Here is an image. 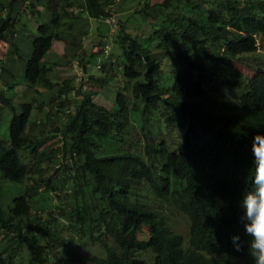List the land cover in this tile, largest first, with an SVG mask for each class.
<instances>
[{
	"label": "trees",
	"instance_id": "1",
	"mask_svg": "<svg viewBox=\"0 0 264 264\" xmlns=\"http://www.w3.org/2000/svg\"><path fill=\"white\" fill-rule=\"evenodd\" d=\"M112 1L7 0L6 11L0 9V45L11 46L25 63L20 81L14 70H0V114L3 104L12 113L6 136L0 132V175L31 181L8 205L0 195V264H17L26 257L31 264H58L52 249L62 229L53 230L51 221L32 224L30 215L42 182L50 181L33 177L34 169L61 154L70 155L59 165L70 171L60 179V190L72 182L68 196L73 204L70 210L59 206V215L101 242L106 253L93 254V264H254L239 202L253 187L254 137L264 134V64L247 61L264 46V0L145 1L141 16L157 23L148 38L132 35L123 24L116 36L123 49L121 74L134 101L131 105L119 87L109 107L95 100L89 82L78 96H68L72 79L56 80L52 70L79 58L87 71L82 47L88 31L79 22L113 15L117 7ZM23 13L34 18L36 27L21 20ZM23 36L32 45L26 57ZM62 39L69 50L49 61L55 41ZM99 52L104 48L92 55ZM164 59L169 70H164ZM103 62L96 68H103ZM21 84L39 93L43 85L52 93L35 106L43 110L50 104L49 111L44 109L49 117L54 116L53 105L66 113L54 133L33 129L32 101L12 102L10 93ZM131 111L148 138L143 149L101 150L99 140L130 126ZM155 114L167 128L182 131L176 147L166 138L155 139L150 127ZM59 132L64 141L52 144ZM142 191L151 197L143 198ZM155 199L172 202L188 215L187 241L152 205ZM236 234L243 251L234 250Z\"/></svg>",
	"mask_w": 264,
	"mask_h": 264
},
{
	"label": "rangeland",
	"instance_id": "2",
	"mask_svg": "<svg viewBox=\"0 0 264 264\" xmlns=\"http://www.w3.org/2000/svg\"><path fill=\"white\" fill-rule=\"evenodd\" d=\"M7 0H0V9L5 10V4ZM147 0H114L117 9H113L115 11L113 15L109 16L112 19V22L107 21L106 17H102L100 19L93 20L92 28L87 29V34L83 42L82 49L85 50V54L87 57V72L89 76V84L90 89L96 93L95 100L97 102L103 103L111 107L114 103V99L116 96V88H122L129 99L134 101L131 85L124 79L121 74L120 69V55L122 54L121 45L116 42V36L118 34V29L121 24L125 25L128 32H130L134 36H138L141 39L148 38L150 32H152L153 27L157 24L156 22H152V19L148 20L141 16L139 9ZM152 2L161 1V0H151ZM196 1V0H195ZM204 7L207 6V2H203ZM86 14L85 11L81 12ZM22 21L31 22L34 21L30 19L28 15L22 14L20 16ZM21 21V22H22ZM160 22V19L157 20ZM32 23V22H31ZM24 38L27 44H23L22 47L25 51L24 57H26L32 49V45L28 44V38ZM145 40V39H144ZM109 46L108 56H105L104 52H99L95 55H92L94 49L98 47ZM11 47V46H10ZM9 47V48H10ZM67 44H55V51H63L65 52ZM6 49L1 47L0 45V56L4 57V61L0 60V70L2 66L10 68L17 73V80L20 81L22 79V74L24 72V62L20 61V59L13 54V49ZM69 50V47H68ZM62 53V55H63ZM61 55V56H62ZM54 50H51L48 54V60L53 62L54 58ZM57 60V59H56ZM101 60L105 63L103 68H96V65L101 62ZM2 61V62H1ZM164 70H169L170 64L167 59L163 60ZM247 61L264 64V46L260 44V48L257 52L248 55ZM166 71H163L165 73ZM95 73V74H94ZM53 78L56 80H62L65 77H70L73 81V88L71 91L67 93L70 97L79 95V88L77 87L76 73L73 69L72 62L67 64V66H55L52 70ZM24 77V75H23ZM161 78V75H160ZM162 78H165V75H162ZM24 79V78H23ZM25 80V79H24ZM3 83H1L2 85ZM72 86V85H71ZM39 90H42V93L36 92L33 88L26 87L25 84H21L18 87V90L15 93H10V97L13 103L16 105L22 101H32L34 105V110L31 116L30 124L32 125L34 130H38L44 132L45 134L54 133V129L60 128L63 124V121L66 119V113L62 111H58L53 105V113L54 116L49 117L46 113L50 110L52 106L50 104L44 105V109L40 110L35 106H39V100L48 99L52 93L43 85L38 86ZM57 103V102H56ZM0 114V132L6 136L8 132V124L12 113H10L9 109L5 104ZM39 113V114H38ZM135 114V113H134ZM132 111L130 112V126L122 132L112 133V136L107 138H102L99 140L100 148L104 152L117 151L119 149H134L137 151H141L144 147L145 141H147V135L141 128L140 121L138 120L137 114L134 115ZM42 122H39L42 120ZM46 119V120H44ZM162 117L159 114H155L152 117L151 128L154 132L155 139L163 137L166 138L169 145L174 148L177 143L181 139L182 131L177 126H171L167 128L164 122H162ZM59 136L52 144L57 142L62 143L64 141L62 134L59 132ZM70 155L68 154V158L64 157L62 154L51 160L43 161L38 163L34 169V173H32L33 177L36 178H50L48 185L44 182L42 187L37 191L35 199L32 200V212L30 215V220H32V224L35 221H39L41 223H45L46 221H51L50 227L53 230H58L57 228H61L59 234V242H56L55 247H53V258L58 261V264H93L90 260L93 254L104 255L105 249L102 246L101 242L94 241L90 239L88 234H82L78 232L75 227H70L71 221L65 219L64 217L59 215V206L70 210L72 208V200L71 197L68 196L70 194L72 182L66 186V189L60 190L61 183L60 179L65 177L66 174L69 173L70 169L59 166L61 162L67 163L66 160L70 159ZM73 166V165H72ZM62 168V170H61ZM56 172H59L57 175ZM56 174V175H55ZM86 176L80 177V180L86 181ZM31 181L25 180L22 183L12 181L10 179H4L0 175V186H4L0 190V195L3 204L8 205L12 203L15 195L25 191L26 185H28ZM37 185H39L37 183ZM19 186H21L19 189ZM52 186H57L59 189H52ZM148 193L146 191H142L143 198ZM150 195L146 196V199H149ZM153 206L157 208L160 214L163 215L167 223L176 231L183 233L185 241L188 240L190 234V218L188 215L181 211L176 204L168 201L155 199L152 203ZM89 228V227H88ZM98 234V233H97ZM61 235V237H60ZM69 240V242H68ZM64 243V244H63ZM17 264H31L30 259L26 257L23 260H16Z\"/></svg>",
	"mask_w": 264,
	"mask_h": 264
},
{
	"label": "clouds",
	"instance_id": "3",
	"mask_svg": "<svg viewBox=\"0 0 264 264\" xmlns=\"http://www.w3.org/2000/svg\"><path fill=\"white\" fill-rule=\"evenodd\" d=\"M264 134L257 133L254 137L253 187L244 192L239 202L242 210L240 216L244 225L248 253L254 259V264H264V144L261 143ZM234 250L243 251L239 234L232 236Z\"/></svg>",
	"mask_w": 264,
	"mask_h": 264
},
{
	"label": "built area",
	"instance_id": "4",
	"mask_svg": "<svg viewBox=\"0 0 264 264\" xmlns=\"http://www.w3.org/2000/svg\"><path fill=\"white\" fill-rule=\"evenodd\" d=\"M106 20L112 22V19L109 16L106 18ZM108 53H109V46L106 45L104 47V54H105V56H108ZM72 64H73V69H74V71L76 73L75 80L78 83L77 84V87L78 88H83V89L88 88L89 75H88L87 71H85L83 69V66H82L79 58H75L73 60V63ZM96 66L99 67L100 64H97Z\"/></svg>",
	"mask_w": 264,
	"mask_h": 264
},
{
	"label": "crops",
	"instance_id": "5",
	"mask_svg": "<svg viewBox=\"0 0 264 264\" xmlns=\"http://www.w3.org/2000/svg\"><path fill=\"white\" fill-rule=\"evenodd\" d=\"M39 8L41 9V11H44V6H43V5H40ZM29 17H30V16H29ZM42 17L46 18V17H47V13L42 14ZM93 20H94V18H92V17H89V18H84V17H83V21L80 20L79 24L84 23V24H85V29H86V28L88 29L89 27L92 28ZM30 24H31V23H30ZM32 25H33L34 27H36V22H35V23H32ZM55 44H68V43L66 42V40H63V39H62V40H57V41H55L52 50H54V55H55V56H53V57H56V58H54L53 62H55L56 59H58L59 56H61L62 53H63V51H58V52L55 51V49H54ZM57 66H59V65H57Z\"/></svg>",
	"mask_w": 264,
	"mask_h": 264
}]
</instances>
